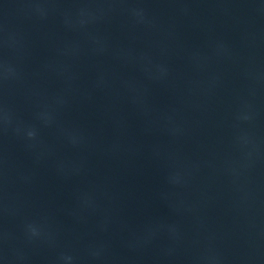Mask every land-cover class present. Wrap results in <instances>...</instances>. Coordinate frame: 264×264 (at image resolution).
Masks as SVG:
<instances>
[{"label": "water", "instance_id": "1", "mask_svg": "<svg viewBox=\"0 0 264 264\" xmlns=\"http://www.w3.org/2000/svg\"><path fill=\"white\" fill-rule=\"evenodd\" d=\"M0 264H264V0H0Z\"/></svg>", "mask_w": 264, "mask_h": 264}, {"label": "clouds", "instance_id": "2", "mask_svg": "<svg viewBox=\"0 0 264 264\" xmlns=\"http://www.w3.org/2000/svg\"><path fill=\"white\" fill-rule=\"evenodd\" d=\"M29 135H32V133L30 132ZM70 259V258H69Z\"/></svg>", "mask_w": 264, "mask_h": 264}]
</instances>
